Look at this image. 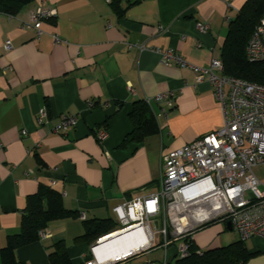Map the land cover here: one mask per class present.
Wrapping results in <instances>:
<instances>
[{
	"label": "crops",
	"instance_id": "crops-1",
	"mask_svg": "<svg viewBox=\"0 0 264 264\" xmlns=\"http://www.w3.org/2000/svg\"><path fill=\"white\" fill-rule=\"evenodd\" d=\"M135 1L122 0L121 15L111 0H35L16 15L0 13V248L18 231L28 196L43 185L60 190L65 207L77 211L52 221L48 237L17 249L29 264H48L60 240L73 264H87L92 245L76 238L85 230L81 214L119 224L117 205L159 189L165 153L224 123L210 82H197L191 66L164 64L151 49H174L192 65L209 66L221 59L227 17L234 18L247 0ZM40 5L56 14L41 21L38 35L24 23ZM168 91L176 93L171 107L154 99ZM143 98L151 99L159 131L122 146L132 128L131 104ZM42 107L48 110L44 123L38 121ZM63 113L76 115L77 124L54 131ZM101 125L109 132L103 142L95 132ZM227 224L214 220L174 240L169 264L186 240L202 251L241 240ZM244 245L253 254L245 264H264L263 237ZM164 255L157 242L111 264H162Z\"/></svg>",
	"mask_w": 264,
	"mask_h": 264
},
{
	"label": "built area",
	"instance_id": "built-area-1",
	"mask_svg": "<svg viewBox=\"0 0 264 264\" xmlns=\"http://www.w3.org/2000/svg\"><path fill=\"white\" fill-rule=\"evenodd\" d=\"M55 14L53 7L40 5L24 26L33 27L40 35L43 33L41 21ZM200 27L205 28L202 24ZM55 40L59 42L60 38L55 36ZM5 48H12L10 40L5 42ZM151 50L160 53L166 65L193 67L197 82L209 81L221 103L224 123L221 128L164 154L159 189L114 208L119 227L95 241L87 264H111L112 260L99 259L96 248L107 236L134 228L150 230L151 235L130 254L159 242L165 248L162 264H169L168 247L174 240L189 237L194 229L214 220L230 221L243 241L255 236L264 238V182L254 172L255 167L264 165V85L226 75L223 62L218 58L209 66L200 67L188 63L174 49ZM247 57L251 61H264V16L250 37ZM175 97V91H168L157 94L154 99L171 107ZM145 99L150 103L151 99ZM47 119L48 110L42 107L38 121L44 123ZM77 121L76 115L63 113L53 130L67 132ZM95 132L101 142L109 136L104 125ZM81 217L84 219L85 214ZM158 218H161L159 222ZM40 235L49 236L47 231ZM190 253V241L186 240L179 247L178 256L183 258ZM197 253L203 251L198 249ZM144 264L155 263L146 261Z\"/></svg>",
	"mask_w": 264,
	"mask_h": 264
},
{
	"label": "trees",
	"instance_id": "trees-1",
	"mask_svg": "<svg viewBox=\"0 0 264 264\" xmlns=\"http://www.w3.org/2000/svg\"><path fill=\"white\" fill-rule=\"evenodd\" d=\"M33 2L35 0H0V13L16 15ZM121 3L122 0H111L120 15L124 12ZM263 16L264 0H247L234 18L229 17L228 32L221 52L223 72L226 75L264 85V61H251L247 57L250 37ZM128 117L132 128L122 146L131 142L141 143L159 131L157 119L144 98L132 102ZM76 213L65 207L60 190L43 185L36 193L28 196L18 231L9 234L6 244L0 248L1 264H29L17 257V249L41 239L40 233L46 231L52 221L69 218ZM83 223L85 230L76 238L90 245L119 227L118 222L110 218H84ZM197 250V246L190 242L191 253L187 257L177 258L175 264H245L253 255L248 252L243 240L203 251L202 254L197 253ZM48 264H73L64 240L54 243L48 254Z\"/></svg>",
	"mask_w": 264,
	"mask_h": 264
},
{
	"label": "bare ground",
	"instance_id": "bare-ground-1",
	"mask_svg": "<svg viewBox=\"0 0 264 264\" xmlns=\"http://www.w3.org/2000/svg\"><path fill=\"white\" fill-rule=\"evenodd\" d=\"M150 235V230L146 231L143 228L114 233L107 236L96 248L97 255L102 262L120 259L145 244Z\"/></svg>",
	"mask_w": 264,
	"mask_h": 264
},
{
	"label": "rangeland",
	"instance_id": "rangeland-1",
	"mask_svg": "<svg viewBox=\"0 0 264 264\" xmlns=\"http://www.w3.org/2000/svg\"><path fill=\"white\" fill-rule=\"evenodd\" d=\"M254 172H255L256 176H257L260 180H262V181L264 182V165H262V166H258L257 168H255V169H254ZM160 219H161V218H158V219H156V221L159 222ZM220 225H221V224H220ZM221 226H222V228L224 227L223 225H221Z\"/></svg>",
	"mask_w": 264,
	"mask_h": 264
},
{
	"label": "water",
	"instance_id": "water-1",
	"mask_svg": "<svg viewBox=\"0 0 264 264\" xmlns=\"http://www.w3.org/2000/svg\"><path fill=\"white\" fill-rule=\"evenodd\" d=\"M228 227L230 228V229H233V227H232V225H231V222L230 221H228Z\"/></svg>",
	"mask_w": 264,
	"mask_h": 264
}]
</instances>
